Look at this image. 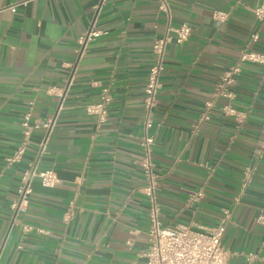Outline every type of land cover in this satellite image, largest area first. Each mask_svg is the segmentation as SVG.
<instances>
[{
	"label": "crops",
	"instance_id": "obj_1",
	"mask_svg": "<svg viewBox=\"0 0 264 264\" xmlns=\"http://www.w3.org/2000/svg\"><path fill=\"white\" fill-rule=\"evenodd\" d=\"M164 1L0 0V264L144 263L146 136L160 223L227 217L225 264H264V63L240 60L264 54V21L251 10L264 0ZM182 23L190 31L176 42ZM165 33L147 109L152 44ZM103 88L99 121L86 107ZM25 119L39 126L8 161ZM43 170L57 182L43 185Z\"/></svg>",
	"mask_w": 264,
	"mask_h": 264
},
{
	"label": "built area",
	"instance_id": "obj_2",
	"mask_svg": "<svg viewBox=\"0 0 264 264\" xmlns=\"http://www.w3.org/2000/svg\"><path fill=\"white\" fill-rule=\"evenodd\" d=\"M161 8L167 9L166 2L162 0ZM252 12L258 20L264 21V1L253 7ZM176 42H181L186 39L190 27L186 23L178 25L172 29ZM94 33L90 30L87 37ZM168 33L163 37L153 41L152 52L153 60L148 68V74L144 85V101L147 109H150L156 101V93L159 87V77L162 69L166 43L169 39ZM252 60L264 63V54L255 52H243L240 55V60ZM239 70L238 64L234 65L230 72L224 77L225 82L229 83L233 80V74ZM103 93L99 101L88 105L86 110L90 113H96L98 120L102 121L106 117L107 105L110 101V96L107 88L102 89ZM226 95L230 96L228 92ZM224 113L240 119L238 111L230 104L222 107ZM208 115L204 114L203 118ZM23 139L20 146L8 157V161L16 160L17 154L24 151L29 135L33 127H38L39 123L29 124L27 119L22 121ZM47 126L46 123H43ZM152 138L146 136L143 138V155L141 158V168L145 179L143 190L148 196L150 203V224L147 231L146 247L142 252L145 258L142 264H225L227 249L222 244V237L227 224V217L221 218L217 224L212 226L200 225H162L158 219V206L155 198L157 186V175L153 170V163L150 156V145ZM41 149L44 145L41 143ZM33 173V172H32ZM27 174V172H26ZM43 185H53L57 182V177L52 170L38 171ZM27 188L25 189V192ZM202 196V191L198 190L191 196V200Z\"/></svg>",
	"mask_w": 264,
	"mask_h": 264
}]
</instances>
